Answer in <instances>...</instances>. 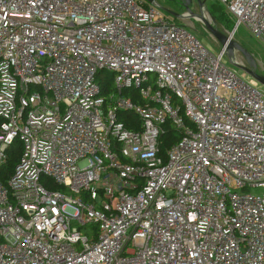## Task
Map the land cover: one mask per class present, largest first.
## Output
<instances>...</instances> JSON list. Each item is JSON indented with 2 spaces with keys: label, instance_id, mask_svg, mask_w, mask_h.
Masks as SVG:
<instances>
[{
  "label": "built area",
  "instance_id": "1",
  "mask_svg": "<svg viewBox=\"0 0 264 264\" xmlns=\"http://www.w3.org/2000/svg\"><path fill=\"white\" fill-rule=\"evenodd\" d=\"M219 1L229 38L264 43V0ZM242 56L157 0H0V264H264V90Z\"/></svg>",
  "mask_w": 264,
  "mask_h": 264
},
{
  "label": "rangeland",
  "instance_id": "2",
  "mask_svg": "<svg viewBox=\"0 0 264 264\" xmlns=\"http://www.w3.org/2000/svg\"><path fill=\"white\" fill-rule=\"evenodd\" d=\"M146 1L147 0H143ZM162 9L167 8L173 13L184 14L189 9L193 13H200L198 0H191L188 7L185 5V0H157ZM203 7L204 16L210 21V23L217 27L223 33L232 31L235 25V21L227 14L224 5L219 0H199ZM212 15H211V13ZM164 14L173 18L176 22H180L188 31H190L197 39H199L208 49L217 53L220 50V45L208 34L202 23L196 18H178L163 10ZM214 19H213V18ZM232 40L236 42L242 49H244L255 63V70L258 74L264 76V43L261 39L257 38L244 26L240 25L235 31ZM234 53L237 57L242 56L241 52L234 49ZM243 57V56H242ZM225 59L228 62V57L225 55ZM229 64V63H228ZM234 68L237 73L241 74L242 70L236 65L229 64ZM264 90V86L261 85ZM255 193H263L264 188H255ZM83 233L84 230H81Z\"/></svg>",
  "mask_w": 264,
  "mask_h": 264
},
{
  "label": "water",
  "instance_id": "3",
  "mask_svg": "<svg viewBox=\"0 0 264 264\" xmlns=\"http://www.w3.org/2000/svg\"><path fill=\"white\" fill-rule=\"evenodd\" d=\"M191 0H185V5L188 7V4ZM199 7H202V2L198 0ZM166 12L169 14L176 16L178 18H196L198 19L208 34L220 45V47L225 46L227 49V52L229 55L234 54V49L238 50L241 52V54L244 56V58L247 61L248 66H242L240 65L239 68L249 74L253 79H255L257 82H259L261 85L264 86V76L260 75L257 73L255 70V63L252 60V58L249 56V54L242 49L236 42H234L231 38H229L225 33L220 31L217 27L213 26L210 21L204 16L202 12L200 13H193L189 9L186 11L184 14H177L173 13L171 10L167 8H163Z\"/></svg>",
  "mask_w": 264,
  "mask_h": 264
},
{
  "label": "trees",
  "instance_id": "4",
  "mask_svg": "<svg viewBox=\"0 0 264 264\" xmlns=\"http://www.w3.org/2000/svg\"><path fill=\"white\" fill-rule=\"evenodd\" d=\"M211 15H212V13H211ZM100 83H101L102 88L104 89V91H107V90L110 91V89L108 88V86H109L108 82H106V81L103 82L102 81ZM119 119L129 129H133L134 128L133 124H134L135 117L131 113L122 112V113L119 114ZM176 138H178L176 131L173 128L169 127V125H166V130L162 133V135L160 137V140L162 142V150L165 149V147H167L170 144V142H172V140H174ZM16 158H17L16 151L15 152L12 151L7 164L4 165V167L3 166L0 167V170H2V172L0 173V180L2 182H6V178L10 175V173L12 171V168L14 167ZM54 187L55 188H59V187H56V186H54Z\"/></svg>",
  "mask_w": 264,
  "mask_h": 264
}]
</instances>
